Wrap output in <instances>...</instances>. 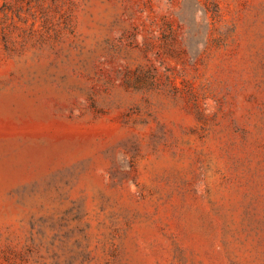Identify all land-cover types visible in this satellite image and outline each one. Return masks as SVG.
Listing matches in <instances>:
<instances>
[{"label":"rangeland","instance_id":"1","mask_svg":"<svg viewBox=\"0 0 264 264\" xmlns=\"http://www.w3.org/2000/svg\"><path fill=\"white\" fill-rule=\"evenodd\" d=\"M0 264H264V0H0Z\"/></svg>","mask_w":264,"mask_h":264}]
</instances>
